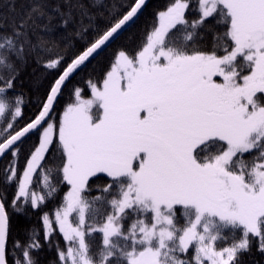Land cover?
<instances>
[{"label": "snow or ice", "instance_id": "1", "mask_svg": "<svg viewBox=\"0 0 264 264\" xmlns=\"http://www.w3.org/2000/svg\"><path fill=\"white\" fill-rule=\"evenodd\" d=\"M146 2L121 12L115 0H28L18 17L0 15V182L15 185L16 212L39 211L68 187L7 253L0 192V264H40L45 246L49 264H242L254 244L264 253V0H198L194 19L190 0H170L135 53L120 50L99 84L88 81L91 98L74 88L54 117L66 82ZM32 64L60 74L17 128V85ZM99 173L110 182L92 196Z\"/></svg>", "mask_w": 264, "mask_h": 264}, {"label": "trees", "instance_id": "2", "mask_svg": "<svg viewBox=\"0 0 264 264\" xmlns=\"http://www.w3.org/2000/svg\"><path fill=\"white\" fill-rule=\"evenodd\" d=\"M112 0H105V3H111ZM116 3L122 5L121 12L128 10L127 6L132 5L135 0H115ZM170 3V0H150L136 20L125 29L116 39H114L101 53L91 58L84 67L75 72L74 75L66 82L62 94L59 96L57 103L55 104L54 117L58 121L64 108L67 104L74 102L73 90L79 88L82 90V97L88 99L91 97V86L88 81L99 84L104 78L106 72L110 69V65L113 63L115 56L120 50H125L129 54L135 53L143 44L146 34L150 31L153 22L156 17V13L166 8ZM15 5V12L10 11L11 5ZM28 6V0H0V15H7L9 18L13 16L18 17ZM198 7V0H190L189 10L186 12V16L189 19L197 18L199 12L196 10ZM95 11V9H93ZM103 23V21H101ZM208 23H213L209 20ZM217 31H224L222 25L216 26ZM203 31V29H201ZM204 50H212V33H206V39L202 41ZM76 47L82 48V42L77 39ZM75 49L69 50V58H71ZM221 51L217 52V55H223ZM70 62V60H69ZM60 73L55 70L45 71L43 67L35 64L30 65L22 74L20 83L17 85V92L24 93L25 104L23 106V119H21L17 128H22L31 118L38 112L39 99H42L48 90V86L53 82V79ZM39 83V87L35 85ZM95 111V109H93ZM37 143V136L31 135L25 140L23 145V156L26 157L29 151ZM56 163H59L58 154L55 157ZM3 160L0 162V169L3 168ZM21 168L23 167V157L20 162ZM51 166V161L49 162ZM110 182V178L106 174L99 173L96 177L90 179L91 193L90 195H99V189ZM16 191L15 185L5 186L0 182V192L7 193L6 210L9 213V238L7 241V250H10L12 244L16 240L24 241L26 239L24 229L30 228L32 225L39 226V216L41 212H51L56 206H59L61 198L65 192L68 191V187L65 184H61L59 192L55 199H50L46 203L45 207L39 211H33L31 209H25V212H16L11 206L10 202L13 199V195ZM179 207V206H177ZM179 215V214H178ZM130 221H127L129 223ZM183 223V222H182ZM239 236V233L236 234ZM56 239L59 240L61 247L64 245L62 237L57 234ZM100 243V235H95L93 241L94 246H98ZM227 246V245H224ZM18 254V253H17ZM39 256L40 264H49L50 261L55 259V251H49L47 246L37 253ZM9 264H11V256L7 257ZM242 264H264V253L257 250L255 244L252 247V251L247 253L242 258Z\"/></svg>", "mask_w": 264, "mask_h": 264}, {"label": "water", "instance_id": "3", "mask_svg": "<svg viewBox=\"0 0 264 264\" xmlns=\"http://www.w3.org/2000/svg\"><path fill=\"white\" fill-rule=\"evenodd\" d=\"M149 1H150V0H147L146 5H147V3H148ZM144 8H145V6H144ZM144 8H143V9H144ZM142 11H143V10H142ZM142 11H141V12H142ZM141 12H140V13H141ZM140 13L138 14V16L140 15ZM138 16H137V17H138ZM137 17H136V18H137ZM136 18L134 19V21L136 20ZM134 21H133V22H134ZM133 22H132V23H133ZM132 23H131V24H132ZM131 24H130V25H131ZM130 25H129V26H130ZM129 26H127L125 29H127ZM125 29H124V30H125ZM124 30H123V31H124ZM123 31H122V32H123ZM122 32H121V33H122ZM121 33H120V34H121ZM120 34H119V35H120ZM119 35H118V36H119ZM118 36H117V37H118ZM117 37H116V38H117ZM116 38H115V39H116ZM112 41H113V40H112ZM112 41H111V42H112ZM109 44H110V43H109ZM109 44H108V45H109ZM108 45H107V46H108ZM105 48H106V47H105ZM105 48H104V49H105ZM104 49H103V50H104ZM103 50H102V51H103ZM102 51H100L99 53H101ZM54 106H55V105H54ZM0 161H1V160H0Z\"/></svg>", "mask_w": 264, "mask_h": 264}, {"label": "rangeland", "instance_id": "4", "mask_svg": "<svg viewBox=\"0 0 264 264\" xmlns=\"http://www.w3.org/2000/svg\"><path fill=\"white\" fill-rule=\"evenodd\" d=\"M214 79H216L217 80V82H221L222 81V78H220V77H214ZM91 97H89L88 99H90ZM61 116H62V114H61ZM61 118V117H60ZM59 118V119H60ZM1 162V161H0ZM179 215H180V213H178ZM183 222V220H182V218H181V223Z\"/></svg>", "mask_w": 264, "mask_h": 264}]
</instances>
